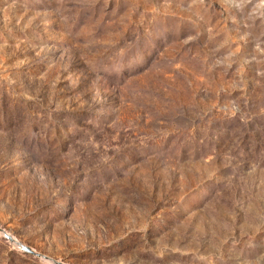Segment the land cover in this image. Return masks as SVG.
Instances as JSON below:
<instances>
[{
  "label": "rangeland",
  "instance_id": "rangeland-1",
  "mask_svg": "<svg viewBox=\"0 0 264 264\" xmlns=\"http://www.w3.org/2000/svg\"><path fill=\"white\" fill-rule=\"evenodd\" d=\"M0 227L65 264H264V0H0ZM0 264H53L0 232Z\"/></svg>",
  "mask_w": 264,
  "mask_h": 264
},
{
  "label": "water",
  "instance_id": "water-1",
  "mask_svg": "<svg viewBox=\"0 0 264 264\" xmlns=\"http://www.w3.org/2000/svg\"><path fill=\"white\" fill-rule=\"evenodd\" d=\"M0 232L10 241L12 242L14 245H16L19 249H21L22 251L36 256L38 258H41L45 261L51 262L53 264H65L63 262L57 261L47 255L41 254L39 252L34 251L32 248H30L29 246L23 244L22 242H20L19 240H17L12 234H10L9 232H7L5 229L0 227Z\"/></svg>",
  "mask_w": 264,
  "mask_h": 264
}]
</instances>
